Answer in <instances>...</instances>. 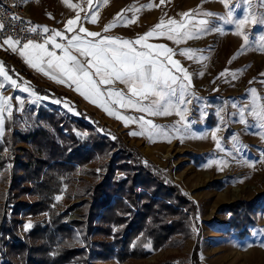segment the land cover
I'll return each mask as SVG.
<instances>
[{"label":"rangeland","instance_id":"1","mask_svg":"<svg viewBox=\"0 0 264 264\" xmlns=\"http://www.w3.org/2000/svg\"><path fill=\"white\" fill-rule=\"evenodd\" d=\"M110 2L113 13L124 10V14L142 17L143 27H150L153 23H159L161 19L165 22L168 19L180 21L184 19L182 14L189 10L193 13L216 14L214 17H207L216 26V30L201 34L198 38L188 39L180 44L161 38L176 45L177 51L174 53L179 56L178 62L190 77V80L185 82L189 84L188 98L191 100V103L187 104V127L177 123L176 128H179V131L175 128L169 132V143L162 140L158 144H142L138 147L125 141L123 137L116 136L137 149L197 208L190 227L191 236L182 239L180 247L170 245L133 263L264 264V213L258 214L256 224L248 228V235L242 239L233 233L225 234L228 230L227 218L220 213L221 207L237 200L249 201L258 195L264 199V128L254 126L258 122L248 116L245 117L248 120L247 124L242 125L238 122L239 109L252 101L251 89L256 90V96L259 98L257 103L264 105V75H261L264 73V44L261 43L264 24L247 25L245 30L249 35V43L241 47L243 41L233 34L234 26L217 18L226 15V9L220 0ZM233 3L235 15L238 17H242L247 11H251L257 17L264 14L262 0H251L250 8L244 0H229L230 6ZM146 5L150 7H145ZM185 48L198 51L190 59L179 54ZM18 83L35 92L36 96H30L18 89L14 90L10 86L0 89V95L21 97L22 106L14 98L10 101L12 106L10 117L16 118L20 129L34 128L33 126L37 125L36 111L40 107L56 109V105L52 104L48 96L38 92L36 89L40 91L42 89L35 84H24L22 81ZM32 110L34 114L30 116L29 112ZM5 117H9L7 113ZM94 128L99 134L105 135L99 132L98 126ZM213 131L216 132L224 151L216 149L211 138ZM189 153L192 156L188 155ZM217 161L223 163L218 164ZM10 168L11 165L7 163L0 171V208L5 204L10 185L9 177L6 179L2 177ZM90 169V166L84 167V170ZM88 179L85 174H77L73 185L63 187L60 193L53 196L50 208L62 215L63 222L67 225L82 219L86 206L81 205V202L86 201L85 197H74L73 194L76 193L78 186H82L83 181ZM215 181H220L222 187L214 188L211 184ZM236 189L238 191L234 192ZM67 193L70 199L67 198ZM34 199L23 196L17 201ZM48 217V212L35 217H20L22 226L17 233L18 237L23 238L37 221L48 220ZM25 225L31 227L26 230ZM193 228L196 229L195 232Z\"/></svg>","mask_w":264,"mask_h":264},{"label":"trees","instance_id":"2","mask_svg":"<svg viewBox=\"0 0 264 264\" xmlns=\"http://www.w3.org/2000/svg\"><path fill=\"white\" fill-rule=\"evenodd\" d=\"M35 122L20 129L16 118L4 121L0 171L7 163L11 168L2 177L10 185L0 208V264H134L191 236L196 206L137 149L53 107H40ZM77 174L89 178L73 194L85 197L86 208L81 221L67 225L50 205ZM211 185L222 187L220 181ZM23 196L35 199L18 202ZM44 212L48 220L37 221L20 239V217ZM220 213L227 218L225 234L242 239L264 213V199L237 200Z\"/></svg>","mask_w":264,"mask_h":264},{"label":"snow or ice","instance_id":"3","mask_svg":"<svg viewBox=\"0 0 264 264\" xmlns=\"http://www.w3.org/2000/svg\"><path fill=\"white\" fill-rule=\"evenodd\" d=\"M64 2L70 9L79 7L77 4L68 3V0ZM163 2L164 0H161V3ZM220 2L226 9V15L217 18L234 26L233 34L242 38L241 47L247 45L249 35L245 30L246 26L264 24V14L257 17L251 11H247L242 17H238L235 15V3L230 6L229 0H220ZM244 3L250 8L251 0H244ZM87 4L89 12L83 18L77 12L75 18L66 21L64 31L49 29L47 26H31L29 21L27 30L29 33H38L39 42L31 38L6 37L3 38L2 43L12 52H18L29 67L57 84H67L107 115L124 122L125 126L130 122L139 124L141 131H132L129 135H146L151 141L155 136L168 137L169 132L143 115L137 118L125 115L121 110H133L147 116L174 113L179 117L177 123L187 127V104L191 103V100L188 98L189 84L185 82L190 80L189 74L173 58L176 53L172 48L148 41L150 38H167L169 41L180 44L188 39L198 38L201 34L216 30V26L207 18L214 17L216 14L193 13L189 10L182 14L184 19L180 21L168 19L167 22L161 19L148 32L134 40H129L101 35L99 32L89 31L83 27L84 22L93 24L97 22L93 0H87ZM123 12L124 10L118 13L113 22L107 24L103 31L108 32L118 24L130 23L131 21L124 17ZM11 19L19 18L13 16ZM4 27L5 25L0 22V32L4 30ZM67 33L71 35L68 36ZM22 39H26V42L22 43ZM261 43L264 44V36L261 37ZM197 51L185 48L179 54L191 59ZM117 83L124 85L126 92L115 88ZM6 86L28 93L30 96H36L35 92L21 86L16 79H13L5 66L0 63V89H5ZM251 92L252 101L239 109L238 122L242 125L247 124L248 120L245 117L248 116L258 122L254 126L264 128V105L257 103L259 98L256 96V90L251 89ZM13 98L21 106L23 105V100L19 96L0 95V135L3 134L5 113L9 117L12 114L10 101ZM65 106L68 105L65 104ZM233 107L236 106L233 105ZM176 131H179V128H176ZM211 138L215 142L216 149L224 151L215 131L211 133ZM233 142L235 143V140ZM30 227L31 225H25L26 230ZM193 231L195 232L196 229L193 228Z\"/></svg>","mask_w":264,"mask_h":264},{"label":"crops","instance_id":"4","mask_svg":"<svg viewBox=\"0 0 264 264\" xmlns=\"http://www.w3.org/2000/svg\"><path fill=\"white\" fill-rule=\"evenodd\" d=\"M110 1L111 0H93V10L96 12L97 22L95 24L84 22L83 27L87 28L89 31L99 32L101 35L134 40L139 35L151 30L157 24L153 23L150 27H143L141 25L142 17L139 18L138 15L134 16L132 14L123 13L124 17L131 22L126 25L118 24L108 32H104L103 30L105 26L112 23L117 14L121 13H113L111 11L112 2ZM68 3L77 4L79 7L70 9L64 0H26L28 11L33 19L43 26L60 31H64V24L66 21L70 18H75L77 12L80 13L82 18L89 12L87 0H68ZM66 35L70 36L71 33H67ZM148 42L153 44H163L172 48L173 52L177 51L176 45H172L171 42H166L165 39L150 38ZM178 57L179 56L175 54L173 58L178 61ZM0 63L5 66L6 71H8L9 75H11L13 79H16L17 82L22 81L24 84H35V86L40 87L43 92H47V98L52 101L53 105H56V109L62 114L71 118L81 119L94 127L98 126V130L102 134L111 138L116 136L123 137L125 141L130 142L136 147L141 146L142 144L148 145L149 143L158 144L162 140L169 143L168 137L155 136L150 141L146 135H129L132 131H141L139 124L130 122L127 126H125L124 122L110 117L101 108L85 100L67 84H57L53 80L44 76L42 73H38L33 68L29 67L19 56L18 52H12L11 49L7 45H3V43L1 44L0 50ZM31 87L34 88L33 86ZM115 88L126 92V88L122 84L117 83ZM55 100H59L61 102L54 103L53 101ZM65 104L68 106L66 107ZM121 111L125 115L135 116L137 118L143 115L146 119L152 120L153 123L161 126L168 132L176 128L177 115L174 113L171 115L147 116L146 114L138 113L133 110Z\"/></svg>","mask_w":264,"mask_h":264},{"label":"built area","instance_id":"5","mask_svg":"<svg viewBox=\"0 0 264 264\" xmlns=\"http://www.w3.org/2000/svg\"><path fill=\"white\" fill-rule=\"evenodd\" d=\"M13 16L18 17L19 19H11ZM29 21L31 22V26H43L32 18L28 11L26 0H0V22L5 25L4 30L0 32V48L3 38L6 37L31 38L39 42V34L29 33L27 30L29 27L27 22ZM23 42H26V39H22V43Z\"/></svg>","mask_w":264,"mask_h":264},{"label":"bare ground","instance_id":"6","mask_svg":"<svg viewBox=\"0 0 264 264\" xmlns=\"http://www.w3.org/2000/svg\"><path fill=\"white\" fill-rule=\"evenodd\" d=\"M238 190L236 189V190H234V192H237Z\"/></svg>","mask_w":264,"mask_h":264}]
</instances>
